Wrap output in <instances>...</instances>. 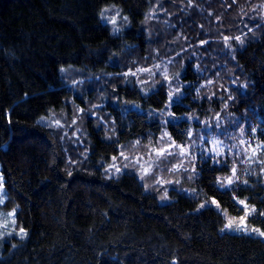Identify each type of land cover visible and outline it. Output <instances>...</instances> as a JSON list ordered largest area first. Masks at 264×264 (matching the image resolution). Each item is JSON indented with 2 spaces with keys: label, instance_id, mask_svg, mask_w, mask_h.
<instances>
[{
  "label": "trees",
  "instance_id": "trees-1",
  "mask_svg": "<svg viewBox=\"0 0 264 264\" xmlns=\"http://www.w3.org/2000/svg\"><path fill=\"white\" fill-rule=\"evenodd\" d=\"M108 5L127 17L118 34L101 18ZM155 52H176L186 84L170 109L165 84L123 75L148 67ZM79 70L102 83L114 131L110 137L84 117L87 156L73 163L69 145L43 119L69 110L74 97L89 106L70 86ZM206 78L212 83L199 87ZM229 82L246 85L233 89L234 109L264 135V0H0L1 208L24 229L0 241V264H264L262 237L224 227L225 215L243 216L245 201L255 209L247 224L264 231L260 178L221 188L217 178L230 165L199 159L195 177L179 176L163 199L133 173L109 178L101 170L121 145L163 129L185 142L184 117L218 111L224 98L213 95ZM160 111L176 119L165 125Z\"/></svg>",
  "mask_w": 264,
  "mask_h": 264
},
{
  "label": "rangeland",
  "instance_id": "rangeland-1",
  "mask_svg": "<svg viewBox=\"0 0 264 264\" xmlns=\"http://www.w3.org/2000/svg\"><path fill=\"white\" fill-rule=\"evenodd\" d=\"M102 12L103 16L105 17L104 22L107 23L108 19L116 16L117 27L121 28L122 25L126 24V21L124 19L125 17L120 13L119 15H117V12H119V10L115 6L108 5L102 9ZM155 14L156 10L150 13L151 21H156V18L154 16ZM166 48L167 46L164 45V49ZM175 50L176 49H172V51ZM175 54L176 52H159V54H157L158 58L156 60H154L153 57L150 65H148V67H143L145 69H150L151 72H137L136 76H141L140 81H144L146 82L144 84H150V86L153 87L157 86L159 83L161 84V82L163 81V76L161 75V73H163L164 70L167 69V74L170 77L171 88L169 87V81H163V84L166 85L168 92H174V90L179 87L181 89V94H184L183 90L186 84H184L182 79L180 78L181 70H178L177 62L175 61ZM192 57L199 59L197 53H191V58ZM156 65L160 66L159 69L156 68ZM197 66L199 67V60L194 64L195 70L197 69ZM72 71H70L68 75L70 74L71 76L75 73H71ZM200 71L203 72V69H200ZM76 72H78V74H76L75 78L71 80L70 86L72 87V91L77 93L76 95L78 97H81L83 101H85V103L89 106H82V104L74 99V97L70 101L69 110L56 113L43 119V123L46 126H50L57 131L59 137H61V142L69 145L70 152L68 156L73 163H78V160L83 161L87 156V145L85 140L86 138L83 129V124L86 119L84 117L90 116L95 118L97 123L101 125L108 134H110V137L114 131L113 121L110 117V114L107 112L108 108L105 105V102L107 101V94L103 90L100 91V88L103 87L101 85L102 83L96 84V82L92 80V78L88 76L87 73L83 74V71L79 70ZM152 73H155V75H153ZM209 80L211 79H204L200 83L199 87H201V85H204V87L201 88L207 89L210 85L207 83ZM228 87H230L231 89L225 88L226 90L224 91V89L222 90V88H218V94L213 95L212 93V95L216 97V102L219 99L221 100L222 98H224V103L221 104V107L218 111H213L209 116L204 117L192 115L198 118L189 120L191 123L190 128L193 131L192 140L189 141V138L187 136V140L183 143H178L175 141L176 145L188 146L190 143H194L196 145V148L192 149L191 155H189L187 158L180 157L179 148L169 149V151L173 153V155L171 156L158 158L155 155L156 149L167 148L168 145L174 141L173 139L169 140L168 137H164L163 142H161L162 133L166 131L165 129H163L160 135L155 139L149 138L144 142H138L135 140L121 145L120 150L116 155V164L122 169L121 173H115V170L111 169L109 173L106 174L105 169L113 163L112 158L107 162H102V172H104L109 178H118L122 174H125L127 172L133 173L135 176H137L139 182L144 185V187L145 185L148 186L147 188L145 187L146 190L155 191L161 197H164L165 191L168 192L170 188H173L174 184L176 183L175 180L179 176H191L190 174H192V164L190 163V161L192 155L199 154L200 145L202 143L200 137L204 136L205 142L203 146L205 148L209 147L206 141L211 140L213 137H216L225 145H227V148L224 149L225 155L217 157V159H219L221 163L230 165L229 174L227 176L221 177V181H224L225 178L232 176L233 167H235L236 169V177L234 178L233 183L231 185L225 184L221 188H230L234 183L238 182L247 183V181L251 177L260 178L262 183L264 184V135L261 134V130L257 126H255L250 117H248L247 115H241V113H237L235 111V102L233 101L234 94H231L233 89H240L242 92H244L246 90V85L229 82ZM92 90H94L95 92L91 96L89 91ZM229 95H231L232 97L231 100L227 98V96L229 97ZM95 96L96 98L94 102L89 100L90 98H93ZM174 100H176L175 96L173 98V101ZM225 105H227V107ZM81 109H83V111H80ZM162 112L163 111L156 112V114L161 113L163 115V121L173 120L172 118L168 117V111L166 113ZM188 117L189 116L184 118L188 120ZM57 120L61 125L59 127L55 124V121ZM74 120L76 121V123H73ZM202 121H207L208 125H210L211 127H206L203 123H201ZM217 123H219V128L216 127ZM254 128L257 129L255 133L253 132ZM241 129H243V134L241 133ZM241 141H243L244 143H241ZM233 145H235V147H233ZM121 151H123L124 155L129 158L128 160H124V158L120 156ZM253 152H255V155H253ZM138 158H141L139 160V163H134ZM182 159V168H178L174 171H169V169L172 168L173 164H181ZM199 159L202 160L208 158H198L197 160ZM98 164H95L96 167L99 166ZM125 164H128L129 167L124 168ZM140 164H143L145 167H148V165L151 164L150 171L147 175L144 176L143 180L140 179V175L142 174ZM185 168L187 169L186 172L183 170ZM157 178H160L164 181H172V183L159 184L157 183ZM5 198L6 192L3 184V177L0 171V241L9 239L10 237H22L24 235V232L22 234H18L20 233V228L16 227L15 217L14 215H9V213H14V211H6L1 208L5 201ZM204 204L207 205L209 203ZM242 206L244 207V205ZM247 211L250 214L252 213L253 208L247 205ZM243 216H245V213L243 214ZM240 217H231L225 215L226 223L231 219L234 225L232 229H225L229 232H245L253 234L264 239V236L259 235L258 232L252 231L253 229L258 228L248 225L246 222V217L244 228H246L247 231L238 229L236 225L239 224Z\"/></svg>",
  "mask_w": 264,
  "mask_h": 264
},
{
  "label": "snow or ice",
  "instance_id": "snow-or-ice-1",
  "mask_svg": "<svg viewBox=\"0 0 264 264\" xmlns=\"http://www.w3.org/2000/svg\"><path fill=\"white\" fill-rule=\"evenodd\" d=\"M117 15H119V12H117ZM101 18L104 19L105 17L103 16V12L101 13ZM125 21L127 20V17L124 18ZM107 23L111 24L113 26V34H118L121 29L119 27H117V19H116V16H113L111 17V19H108L107 20ZM249 31H251V29H249ZM224 41H225V46L226 47H231V45L228 43V41L230 40V37L229 36H224L223 37ZM235 40L237 42H240V43H243V41L241 40V37L240 36H236L235 37ZM206 43L205 41H202L201 44H204ZM159 65H156V68L159 69ZM61 71H63V69H61ZM197 71H199V67L197 66ZM137 72H151L150 69H145V68H138L136 70V72H133L131 70H129L128 72H125L123 75L124 77L127 79L129 76H133L135 77L137 75ZM153 75H155V73H152ZM161 75L163 76V81H169V87L171 88V83H170V77L168 76L167 74V69L164 70L163 73H161ZM177 77H178V74H177ZM163 81L161 82V86H163ZM141 84H144L146 82L144 81H140ZM208 84H211L212 81L209 80L207 82ZM201 87H204V85H201ZM141 91L143 92L144 89L142 88ZM197 92V95H199V92H200V89L198 88L196 90ZM146 94V93H145ZM180 95L181 94V89L178 87L173 91H169L168 92V97H169V103L165 106L167 109H170L172 103H173V98L175 96L176 100H178L180 98ZM229 100L232 99L231 95H229L228 97ZM227 107V105H225ZM80 111H83V109H81ZM168 117L169 118H172V119H176V117L174 116V114L171 112V111H168L167 113ZM219 115V114H218ZM192 119H198L194 116H189L188 117V120H192ZM167 120L163 121V123L166 125L167 124ZM73 123H76V121L74 120ZM201 123H203L206 127H211L210 125H208V122L207 121H202ZM55 124L56 126H61L60 125V122L57 120L55 121ZM216 127L219 128V123L216 124ZM257 131V129H253V132L255 133ZM241 133L243 134V129H241ZM187 136L189 138V141L192 140V137H193V131L191 128H189L187 130ZM164 137H168L169 140H171V135L170 133H168L167 131L163 132L162 133V136H161V142H163L164 140ZM200 140L202 141L201 145H200V151H199V154L198 155H192V158H191V161L190 163L192 164V175L189 176V179H193L195 177V175L197 174V169H196V160L198 158H208V159H211L213 161V163H216V164H219L221 163V161L219 159H217V157H221L223 155H225V152H224V149L227 148V145H225L222 141H220L219 139H217L216 137H213L211 140L209 141H206L209 145V147L205 148L203 145H204V142H205V137L204 136H201L200 137ZM241 143H244L243 141H241ZM233 147H235V145H233ZM171 148H179V155L181 158H187L189 155H191V152H192V149L196 148V145L194 143H190L188 146H185V145H176L175 144V141H173L171 144L168 145L167 148H159V149H156L155 150V155L158 157V158H162V157H165V156H171L173 155V153L171 151H169V149ZM230 151V150H229ZM253 155H255V152H253ZM120 156L124 158V160H128L129 158L127 156L124 155L123 151H121L120 153ZM141 158H138L134 163H139V160ZM112 161L113 163L109 165L108 168L105 169V172L106 174L109 173V171L111 169H114L115 170V173H121L122 169L117 166L116 164V161H117V157L116 156H113L112 157ZM129 167L128 164H125L124 165V168H127ZM183 167V159L181 161V164L177 165V164H173L172 165V168L169 169V171H174L178 168H182ZM140 168L142 170V174L140 175V179L143 180L144 179V176L147 175L150 171V168H151V164L148 165V167H145L143 164H140ZM185 172L187 171V169H183ZM69 175H71V172H69ZM236 177V169L235 167L232 168V176H229L227 178L224 179V181H221V178H217V183L221 185V187H223L225 184L227 185H231L234 181V178ZM157 183L159 184H164V183H172V181H164L160 178H157ZM176 183H179V181H176ZM145 187L147 188L148 186L145 185ZM163 198H167V192L165 191V196ZM212 205H215L217 208H219V203L218 201L213 198L212 201H211ZM240 204L244 205V208H245V216H242L240 217V220H239V224L236 225V227L240 230H244V231H247L246 228H244V224H245V217L249 214L248 211H247V204L245 203V201H239ZM207 205L205 204H201L200 207L201 208H204L206 207ZM253 211H255V209H253ZM10 216L14 215V213H9ZM261 215H264V213H261ZM14 223V221H13ZM233 221L230 219L225 225L224 227L226 229H232L233 228ZM252 231L254 232H258L259 235L261 236H264V232L260 231L259 229H253ZM24 232V229L21 228L20 229V233L18 234H22ZM175 264V262H174Z\"/></svg>",
  "mask_w": 264,
  "mask_h": 264
}]
</instances>
